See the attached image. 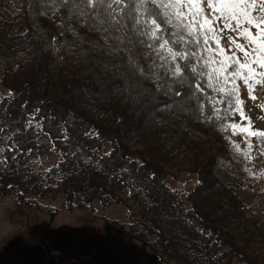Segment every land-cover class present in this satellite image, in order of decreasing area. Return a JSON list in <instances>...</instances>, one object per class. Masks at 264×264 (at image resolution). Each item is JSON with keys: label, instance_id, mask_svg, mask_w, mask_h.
<instances>
[{"label": "trees", "instance_id": "trees-1", "mask_svg": "<svg viewBox=\"0 0 264 264\" xmlns=\"http://www.w3.org/2000/svg\"><path fill=\"white\" fill-rule=\"evenodd\" d=\"M146 50L136 48L145 68ZM126 59L123 51L108 55L101 33L51 0H0V160L7 157L0 163V194L23 205L31 197L58 199L67 211L120 204V227L157 264H264V221L243 196L247 189L257 194L260 184L242 169L243 158L231 155L226 131L217 130L226 121L159 111L154 105L169 99L155 93L153 81L133 77ZM128 78L154 94L122 91ZM37 108L35 127L26 128ZM11 144L19 147L9 153ZM54 152L58 159L47 170L28 164L32 154L42 164ZM221 161H231L235 171L219 175ZM181 173L195 177L185 181L193 183L189 190L168 181ZM18 235L3 240L0 258L12 252ZM33 246L47 264L77 260L44 239Z\"/></svg>", "mask_w": 264, "mask_h": 264}, {"label": "snow or ice", "instance_id": "snow-or-ice-1", "mask_svg": "<svg viewBox=\"0 0 264 264\" xmlns=\"http://www.w3.org/2000/svg\"><path fill=\"white\" fill-rule=\"evenodd\" d=\"M51 2L67 8L69 16L75 15L90 31L101 33L108 55L114 56L121 51L127 54L126 63L132 70V76L139 74L142 80L153 81L155 93L169 99L170 102L154 105L159 111L170 112L175 108L177 113L196 115L208 123L227 121L228 116L239 113L240 122L228 121L217 130L230 128L233 136L242 134L244 149L226 137L238 158L252 159L253 136L257 139V151L264 155V130L252 127L250 117L244 112V100L240 98L237 84L238 80L243 81L252 100L257 99L254 86L264 85V0ZM70 30L75 32V29ZM225 30L235 33V36H228L227 51L220 44V34ZM57 42L53 37L52 43ZM94 46L103 49V45L98 43ZM137 47L151 49L156 54V60L147 68L140 64ZM148 54L144 53V58ZM176 86L184 90L177 91ZM206 89H211L215 95ZM121 90H127L130 95L135 92L137 96L154 94L151 88L141 90V85L133 83L132 78L126 79ZM9 95L14 94L10 91ZM172 97L179 99L173 100ZM258 106L264 109V104ZM39 112L37 108L26 128L35 127L33 122ZM3 131L0 128V133ZM36 131H43L42 124ZM8 139L15 140V135ZM18 147V144H11L7 152ZM4 152L5 149L0 148V153ZM0 163L6 164L7 157ZM246 171L250 172L249 169ZM250 175L254 174L250 172Z\"/></svg>", "mask_w": 264, "mask_h": 264}, {"label": "rangeland", "instance_id": "rangeland-1", "mask_svg": "<svg viewBox=\"0 0 264 264\" xmlns=\"http://www.w3.org/2000/svg\"><path fill=\"white\" fill-rule=\"evenodd\" d=\"M220 27L223 25L221 24ZM253 31L255 30L253 29ZM229 35L235 36V33L225 30L220 34V44L226 51L228 50ZM241 42H243L242 39ZM146 53H149L147 55L149 64L153 63L156 60L155 52L147 49ZM2 69L3 64L0 62V73ZM237 84L240 88V98L244 100V112L250 117L252 127L264 130V119H262L264 109L258 106L264 104V85L256 84L254 86V95L257 99L252 100L249 98L247 86L243 81L238 80ZM2 91L0 87V97L3 94ZM233 120L240 122L239 113L228 116L226 122ZM244 123L247 124V121ZM225 131L231 141L239 143L241 149L245 148L242 134L238 133L233 136L230 128ZM251 141L253 145L252 159H243L241 167L245 171L249 169L254 174L253 176H256L260 188L257 194H254L251 189L244 190L243 196L249 212L264 221V155L257 151L256 137H251ZM231 155L233 158L238 157L232 147ZM57 159L58 153L54 152L41 164L32 154L28 158V164L40 170H47L56 163ZM216 169L221 176H224L226 171H235L231 161H221ZM246 172L250 174L249 171ZM188 179L194 181L195 177L181 173L176 180L170 178L168 181L171 186L183 191L189 190L193 184L185 185V181ZM29 199L30 205H23L13 196L5 197L0 194V245L3 240L8 239L14 233L19 234L12 252L6 256L2 254L1 264H44L41 252L34 249V242L37 240L41 244V240L44 239L48 245L54 243L56 245L59 241L57 238L62 237H64L63 239L69 237L73 239L74 250L64 251L66 258H76L79 264H157L150 251L127 236L125 233L127 228L120 227L121 224H125V215L120 204H112L106 209L98 207L95 212L67 211L63 209L62 202L58 199L41 200L35 197ZM50 211L55 213L51 215ZM111 222L112 224H110ZM34 228H37V232H41L42 238L36 234ZM21 233H26L27 237L21 238ZM35 236L38 238L35 239ZM10 239L14 241V238L10 237ZM59 245L61 246L58 247L57 254L63 251L60 241ZM61 259L62 256L57 261Z\"/></svg>", "mask_w": 264, "mask_h": 264}, {"label": "water", "instance_id": "water-1", "mask_svg": "<svg viewBox=\"0 0 264 264\" xmlns=\"http://www.w3.org/2000/svg\"><path fill=\"white\" fill-rule=\"evenodd\" d=\"M64 237H62V238H57V239H59V241L61 242V244L63 245L62 247H63V250H65L66 252H69V251H73L74 249H73V246L75 245V243H73L72 241H73V239L72 238H68V239H63ZM59 241H58V243H56V245H55V243L53 244L54 246H56L57 248L58 247H60L61 245H59ZM78 246V245H77ZM75 248H77V247H75Z\"/></svg>", "mask_w": 264, "mask_h": 264}, {"label": "flooded vegetation", "instance_id": "flooded-vegetation-1", "mask_svg": "<svg viewBox=\"0 0 264 264\" xmlns=\"http://www.w3.org/2000/svg\"><path fill=\"white\" fill-rule=\"evenodd\" d=\"M47 240V239H46ZM42 257H43V262H44V264H47V259H46V257H45V253L42 251ZM73 263H75V264H79V262H78V260H75V262H73ZM63 264H70V262H63Z\"/></svg>", "mask_w": 264, "mask_h": 264}]
</instances>
